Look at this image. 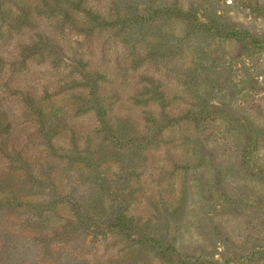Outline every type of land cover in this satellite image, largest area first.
<instances>
[{
    "label": "rangeland",
    "instance_id": "obj_1",
    "mask_svg": "<svg viewBox=\"0 0 264 264\" xmlns=\"http://www.w3.org/2000/svg\"><path fill=\"white\" fill-rule=\"evenodd\" d=\"M84 1L93 10L98 9L103 16H108L115 0ZM126 2L133 5L137 2L136 14L145 19L152 8L177 5L175 13L148 19L153 23L144 22L132 28H135L136 40H146L141 43L140 49L149 42L146 34L150 29L156 35L154 40L166 44L163 54L167 50L169 59L174 54L182 56L175 71L182 81L162 80L171 102L166 110L175 112L171 117H180L190 105L202 104L207 112L203 119L184 120L182 126H186V130L180 132L184 134V139L177 149L185 150L183 155L175 156L180 162L174 170V189L176 198L180 188L185 191L184 210L178 220H171L169 229L166 230L165 225L160 223L154 227L156 234H163L164 237L168 234L167 241L173 245L175 252L167 259L159 250L138 246L137 236L127 239L116 231H109L105 223L107 216L104 215L108 206L116 205L113 198H107L105 209L88 210L89 214H93L96 225L87 226V229L81 227L62 247L60 251L67 260L63 263L74 260L79 264H264V0ZM35 3L36 0H0V56L4 60L0 69L2 80L11 78L8 71L13 60L11 57L19 59L22 48L37 40L33 31L43 30L50 22L35 18L40 26L33 31L18 32L8 28L6 22L10 23L20 16L22 7L29 5L32 8ZM181 9L193 14L202 25L212 21L222 31L207 32L203 26H195V21L192 24L179 16ZM7 17L10 18L8 21ZM232 29L243 33V36L230 35ZM54 35L61 40L62 52L45 60L30 59L23 68L16 70L11 85L20 90L34 86L36 94L40 95L48 92L50 106L67 111L76 121L73 130L85 149L83 152L86 151L87 156L97 152L105 156L103 171H108L116 179L119 171L113 154L120 153L119 144L122 141L118 144L111 139L102 140L101 118L94 109L92 96L88 95L89 88L84 86L86 79L80 71L85 66L88 71L98 72L100 81H109L105 86L121 89L120 96L113 99V107L134 122L130 125L131 132H121L124 133V142H127L133 133H144L143 111L149 107L142 103L133 104L131 95L140 96L144 90L142 87L148 86L139 82L144 79L143 72L147 70L142 67L134 72L132 69L121 71L117 67V61L121 62V66L124 64L129 51L122 39L108 29L98 28L93 34L85 35L66 28L64 33L56 31ZM54 57L57 59L55 63ZM165 73V68L161 67L160 74ZM8 100L18 114L16 124L22 134L35 135V128L30 125L33 117L29 114L24 117L22 113L27 110L26 105L16 96H9ZM160 107L157 104L155 109L158 115ZM168 134L162 137L159 149L153 150L156 165L151 169L150 176L154 178L159 176L158 166L166 165L164 162L157 163L165 157V151L170 150L172 154L176 150ZM32 140L37 143L33 151L42 158L43 168L54 169L61 181L63 194L95 199L100 193L101 196H114L117 192L122 204L128 200L127 191H121L116 184L103 186L101 192L93 182L80 178L78 170H84L83 164L72 167L66 164L73 146L69 132L55 138L53 148L39 137L34 136ZM163 198L168 199V194ZM172 202L176 204L177 201ZM94 204L91 202L92 207ZM146 206L142 204L140 213L147 212L149 215ZM62 208L59 214L52 217L51 223L42 226L57 228L66 224L65 219L73 218L67 206ZM9 219L12 224L24 227L27 223L26 217L18 213ZM32 229V235L40 230L36 225ZM22 233L28 234L30 229L26 228ZM13 239L21 242L23 237L14 235ZM62 241L61 237L54 239L55 244ZM29 244V251L19 249L11 264H47L43 259L42 246L32 240Z\"/></svg>",
    "mask_w": 264,
    "mask_h": 264
},
{
    "label": "trees",
    "instance_id": "obj_2",
    "mask_svg": "<svg viewBox=\"0 0 264 264\" xmlns=\"http://www.w3.org/2000/svg\"><path fill=\"white\" fill-rule=\"evenodd\" d=\"M126 1L115 0L109 9V15L103 16L102 12L99 13L98 9L93 10L84 0H36L32 8L25 5L21 9L20 16L10 23L6 22L9 29L21 32L38 29L40 25L37 20L48 19L50 21L43 30L33 31L37 40L22 48L19 59L11 57L13 60L8 67L11 78L2 80L0 77V264H6V262L11 264L19 254V249L28 252L29 240L42 246L43 259H46L47 264H64L63 260H67L60 250L65 246L70 236L78 232L81 227L87 229V226L96 225L93 214H89L88 210L92 212L98 208L105 209L107 198H113L116 205L108 206V212L104 215L107 216L105 223L109 231H116L127 239L137 236L139 242L136 244L138 246H149L153 250H159L162 252L161 255L167 259L175 252L173 245L167 241L168 234L166 233L165 237L163 234H156L154 227L160 223L165 225L166 230L169 229L171 220H178L184 210L185 191L180 188L176 198L174 189L176 188L174 170L180 162L175 159V156L183 155L185 150L177 149L184 139L182 137L184 134L180 132L186 130V126H182L184 120L189 122L193 118L203 119L207 112L202 104L199 106L190 105L187 112L178 117L179 119L171 117L175 112L166 110L171 102L166 96L162 80L165 78L169 81H182L180 75L175 72L180 65L179 61L182 56L174 54L169 59L166 56L167 50L163 54L166 44L154 40L153 37L156 35L150 29H147L146 34L149 42H146V45L140 49L141 43L146 40H136L135 28H132L137 24L143 25L144 22L153 23V20L149 21L148 19L175 13L177 5L152 8L151 14L145 19L136 14L137 2L133 5L127 4ZM179 14L181 18L191 21L192 24L195 21V26H203L207 32L220 33L222 31V28L212 21L202 25L197 22L193 14L182 9ZM9 19L7 17V21ZM66 28L85 35L93 34L98 28L110 30L122 39L129 51L124 64L121 66V62L117 61V67L121 71L132 69L134 72L142 67L147 70L143 72L144 79H140L139 82H144V85L147 84L149 87L143 86L144 90L140 96L131 95L133 104L140 105L142 103L145 107H149L143 111L145 114L144 133L140 132L139 135L136 132L133 133L127 142H124V133L121 132H131L130 125L133 120L116 112L113 107V99L120 96L121 89L117 86H105L109 81H100L99 73L93 70L88 71L85 66L80 71L86 79L84 86L89 88L88 95L92 96L93 100L91 101L94 103L93 106L95 105L94 109L101 118L103 132L100 135L104 136L102 140L111 139L118 144L119 141H122L119 144L121 146L120 153L113 154L116 157L115 166L119 171L116 179H113L108 171H103L106 163L105 156H101L98 152L97 154L92 153L93 156H87L86 151L83 152L85 149L81 147L73 130L76 127V121L72 120L67 111H59L50 106L48 92L45 91L40 95L36 94L37 88L34 86L20 90L11 85L12 77L17 73L16 70L23 68L30 59L45 60L47 57L57 56L62 52L61 40H58L54 33L56 31L64 33ZM230 33V35L237 34L238 37L243 36V33L234 29ZM63 35L65 36V34ZM56 61L57 59L54 57L53 63ZM3 63L4 60L0 56V69H2ZM161 67L165 68V74H160ZM101 78L106 79L103 76ZM131 89L135 90L134 87ZM103 93H105L104 96H102ZM9 96L18 97L26 105L27 110L22 113L25 115L24 117H28V114L33 117V122L30 125L35 128V135L27 132L22 134L21 128H18V124H16L18 114L12 108L8 100ZM157 104L161 105L160 115L155 111ZM154 126L155 129H152ZM119 130L121 131L119 132ZM64 132L71 134L73 145L72 154L67 157L66 164L70 167L75 164H83L84 170L80 168L78 170L79 177L93 182L100 191L103 186L112 184L120 186L121 191H127L128 200L124 204L117 192L114 196H110V194L101 196L100 193L95 196V199L84 195L74 198L71 196L72 194L62 193L61 181L57 179L54 169L51 171V168H43L42 158L33 151L37 143L32 142V139L34 136L39 137L44 144L53 148L52 141ZM167 133L170 135V143L176 150L172 154L170 150L165 151V157L159 159L157 163L164 162L166 165L158 166L160 173L158 178H154L150 176L151 169L156 165L153 162L155 159L153 150L159 149L163 142L162 137ZM128 145L131 146L126 148ZM167 194L168 199H164L163 197ZM143 200L144 202H142ZM172 201L177 202L174 204ZM91 202L95 203L93 207ZM143 203L147 205L149 215L147 212L140 213ZM160 203L162 204L160 205ZM64 206L69 208L73 218L65 219L66 224L57 228L42 226L44 223H51L52 217L59 214ZM15 213L26 217L25 227L21 226L22 224L11 223L9 217ZM34 225L40 229L33 234L36 236L31 233ZM26 228L30 229V233L23 234L22 232ZM14 235L16 237L21 235L22 241H15ZM58 237L63 240L62 244L54 243V239ZM73 262L74 260L67 264ZM74 264L79 263L74 262Z\"/></svg>",
    "mask_w": 264,
    "mask_h": 264
}]
</instances>
